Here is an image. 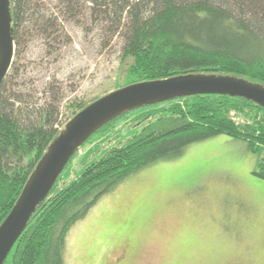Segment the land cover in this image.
Wrapping results in <instances>:
<instances>
[{
    "label": "trees",
    "instance_id": "16d2710c",
    "mask_svg": "<svg viewBox=\"0 0 264 264\" xmlns=\"http://www.w3.org/2000/svg\"><path fill=\"white\" fill-rule=\"evenodd\" d=\"M52 1L61 15L47 9L43 0H11L16 50L35 33L56 42L60 17L77 23L89 20L98 28L103 48L122 42L126 82L117 89L193 74L233 76L264 86V0ZM16 59L0 86V226L66 124L101 98L75 104L72 116L62 123L60 99L42 103L15 90ZM233 114L244 117V123L238 124ZM121 117L94 136L109 132ZM221 135L246 143L258 157L254 174L264 180L263 107L229 96L177 99L166 115L126 143L109 148L75 179L67 182L61 175L5 264H66L71 229L102 197L145 167Z\"/></svg>",
    "mask_w": 264,
    "mask_h": 264
},
{
    "label": "rangeland",
    "instance_id": "374dc122",
    "mask_svg": "<svg viewBox=\"0 0 264 264\" xmlns=\"http://www.w3.org/2000/svg\"><path fill=\"white\" fill-rule=\"evenodd\" d=\"M61 15L58 3L43 0ZM63 13V12H62ZM81 22V24H80ZM59 20L57 41L35 33L16 50L15 90L44 103L60 99L62 123L126 82L122 42L103 48L88 20ZM107 41V40H105ZM171 102L134 110L83 146L62 174L75 179L113 146L167 114ZM238 124L245 118L233 114ZM245 142L217 136L127 178L71 229L66 264H260L264 260V180Z\"/></svg>",
    "mask_w": 264,
    "mask_h": 264
},
{
    "label": "water",
    "instance_id": "95a60500",
    "mask_svg": "<svg viewBox=\"0 0 264 264\" xmlns=\"http://www.w3.org/2000/svg\"><path fill=\"white\" fill-rule=\"evenodd\" d=\"M11 0H0V86L15 59ZM218 95L241 98L264 108V86L224 75H185L117 89L72 118L51 144L15 207L0 226V264H5L38 207L48 198L75 154L99 130L134 110L181 98Z\"/></svg>",
    "mask_w": 264,
    "mask_h": 264
},
{
    "label": "snow or ice",
    "instance_id": "6c2138e0",
    "mask_svg": "<svg viewBox=\"0 0 264 264\" xmlns=\"http://www.w3.org/2000/svg\"><path fill=\"white\" fill-rule=\"evenodd\" d=\"M260 264H264V260H262V261L260 262Z\"/></svg>",
    "mask_w": 264,
    "mask_h": 264
}]
</instances>
